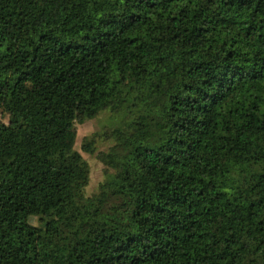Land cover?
<instances>
[{
    "label": "trees",
    "instance_id": "16d2710c",
    "mask_svg": "<svg viewBox=\"0 0 264 264\" xmlns=\"http://www.w3.org/2000/svg\"><path fill=\"white\" fill-rule=\"evenodd\" d=\"M0 117V264H264V0H0Z\"/></svg>",
    "mask_w": 264,
    "mask_h": 264
},
{
    "label": "rangeland",
    "instance_id": "374dc122",
    "mask_svg": "<svg viewBox=\"0 0 264 264\" xmlns=\"http://www.w3.org/2000/svg\"><path fill=\"white\" fill-rule=\"evenodd\" d=\"M1 120L6 122L3 117H0ZM113 123L110 120V114L104 112L95 119L75 126L74 150L81 155L89 167V183L85 189V194L88 196L97 193L99 185L105 181L107 176L113 173L106 157L111 153L114 144L108 138L109 135L106 134ZM88 142L91 143V146H86ZM31 222L34 224L35 220L31 219Z\"/></svg>",
    "mask_w": 264,
    "mask_h": 264
}]
</instances>
